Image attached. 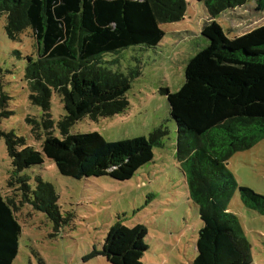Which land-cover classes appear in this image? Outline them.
Masks as SVG:
<instances>
[{"label":"trees","instance_id":"1","mask_svg":"<svg viewBox=\"0 0 264 264\" xmlns=\"http://www.w3.org/2000/svg\"><path fill=\"white\" fill-rule=\"evenodd\" d=\"M195 1L203 2L207 16L200 30L202 45L186 61L180 88L159 89L176 126L175 158L187 197L202 223L189 264H249V243L228 204L237 190L244 207L264 215V195L238 185L225 163L234 152L264 140V24L229 38L215 17L247 0ZM255 6L264 10V0H256ZM185 8V0H0L7 37L15 40L29 30L34 39L24 78L30 103L44 113L40 123L29 119L34 138L41 140L39 149L0 128L12 166L7 180L11 191L0 192V264H12L17 255L21 225L15 211L20 205L29 202L51 218L58 215L53 185L36 175L31 186L21 171L47 158L64 176L123 181L151 161L153 147L161 146L168 134L163 122L146 137L118 141L105 140L96 131L69 130L85 115L96 119L125 111L126 92L141 66L124 72L117 54L130 47L155 48L164 35L160 24L181 20ZM106 54L117 56L106 60ZM1 79L0 67V121L14 113ZM52 92L64 109L56 122L48 113ZM54 125L60 138L52 133ZM146 235L143 224L116 221L101 248L93 247L87 256L102 255L111 264H141Z\"/></svg>","mask_w":264,"mask_h":264},{"label":"rangeland","instance_id":"2","mask_svg":"<svg viewBox=\"0 0 264 264\" xmlns=\"http://www.w3.org/2000/svg\"><path fill=\"white\" fill-rule=\"evenodd\" d=\"M184 17L160 24L164 35L155 48L136 51L130 47L117 55L120 69L141 66L126 92L129 101L124 112L113 116L88 115L75 121L70 133L98 132L105 140L118 141L147 136L161 122L168 128L162 145L153 147L151 161L138 168L127 180L109 176L75 179L61 175L51 160L24 169L31 186L35 176L50 182L57 195L58 215L54 218L32 203L25 202L15 211L21 225L18 252L12 264H111L102 255L88 257L93 247L99 250L110 225L119 221L126 226L143 224L147 228V250L141 264H189L196 254L195 242L202 223L197 206L188 199L184 175L175 158L176 126L169 115L161 87L177 91L184 81L188 58L202 41L200 30L207 19L203 2L185 0ZM256 0L228 9L215 17L229 38L264 24V10ZM5 16L0 15L1 88L11 99L13 114L2 118L0 128L23 136L27 145L39 149L41 140L34 138L31 128L35 119L43 117L40 107L30 103L24 78L25 57L33 51L34 39L29 30L12 40L4 31ZM106 54V60L117 56ZM139 62V64H138ZM48 113L56 122L64 109L60 98L52 92ZM53 135L61 137L54 125ZM42 137L43 133H42ZM225 166L238 185L250 187L264 195V140L252 147L234 152ZM12 172L11 160L4 141L0 140V192L9 193L7 180ZM228 208L239 219L250 246L249 264H264V215L247 209L239 193L234 191Z\"/></svg>","mask_w":264,"mask_h":264},{"label":"crops","instance_id":"3","mask_svg":"<svg viewBox=\"0 0 264 264\" xmlns=\"http://www.w3.org/2000/svg\"><path fill=\"white\" fill-rule=\"evenodd\" d=\"M240 35V34H239Z\"/></svg>","mask_w":264,"mask_h":264}]
</instances>
